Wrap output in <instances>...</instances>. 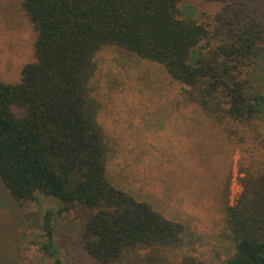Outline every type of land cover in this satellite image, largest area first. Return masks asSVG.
<instances>
[{
	"label": "trees",
	"instance_id": "1",
	"mask_svg": "<svg viewBox=\"0 0 264 264\" xmlns=\"http://www.w3.org/2000/svg\"><path fill=\"white\" fill-rule=\"evenodd\" d=\"M223 4L214 25L181 0H21L34 32L33 59L15 83L0 79V179L19 206L52 195L81 220L75 245L99 264L137 246H171L186 227L107 176V146L88 83L106 46L162 65L181 84L185 104L216 123L232 145H264V93L254 70L264 57V0ZM243 192L221 194L224 264H264V174L241 168ZM45 250L59 257L50 214Z\"/></svg>",
	"mask_w": 264,
	"mask_h": 264
},
{
	"label": "rangeland",
	"instance_id": "2",
	"mask_svg": "<svg viewBox=\"0 0 264 264\" xmlns=\"http://www.w3.org/2000/svg\"><path fill=\"white\" fill-rule=\"evenodd\" d=\"M223 4L181 0L201 22L214 25ZM34 32L21 0H0V79L15 83L33 59ZM88 83L107 146L106 171L117 188L149 202L186 230L171 246H137L109 264H224L233 244L224 240L221 194L230 174L229 203L243 192L241 168L264 174V145L226 142L220 128L195 105L185 104L181 84L155 62L114 46L101 48ZM264 93V57L253 72ZM264 132V124L262 125ZM50 214L64 264H99L75 245L81 220L52 195L17 205L0 179V264H54L44 245Z\"/></svg>",
	"mask_w": 264,
	"mask_h": 264
},
{
	"label": "built area",
	"instance_id": "3",
	"mask_svg": "<svg viewBox=\"0 0 264 264\" xmlns=\"http://www.w3.org/2000/svg\"><path fill=\"white\" fill-rule=\"evenodd\" d=\"M235 204H236V202H235Z\"/></svg>",
	"mask_w": 264,
	"mask_h": 264
}]
</instances>
